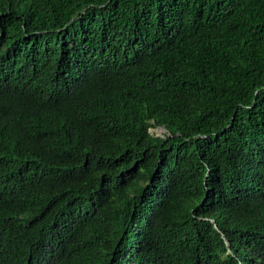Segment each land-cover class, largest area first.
<instances>
[{"label": "trees", "instance_id": "obj_1", "mask_svg": "<svg viewBox=\"0 0 264 264\" xmlns=\"http://www.w3.org/2000/svg\"><path fill=\"white\" fill-rule=\"evenodd\" d=\"M0 264H264V0H0Z\"/></svg>", "mask_w": 264, "mask_h": 264}, {"label": "rangeland", "instance_id": "obj_2", "mask_svg": "<svg viewBox=\"0 0 264 264\" xmlns=\"http://www.w3.org/2000/svg\"><path fill=\"white\" fill-rule=\"evenodd\" d=\"M151 131L155 133L156 135H162L164 134V132H166V130L163 127L151 128Z\"/></svg>", "mask_w": 264, "mask_h": 264}, {"label": "water", "instance_id": "obj_3", "mask_svg": "<svg viewBox=\"0 0 264 264\" xmlns=\"http://www.w3.org/2000/svg\"><path fill=\"white\" fill-rule=\"evenodd\" d=\"M165 129V128H164Z\"/></svg>", "mask_w": 264, "mask_h": 264}]
</instances>
